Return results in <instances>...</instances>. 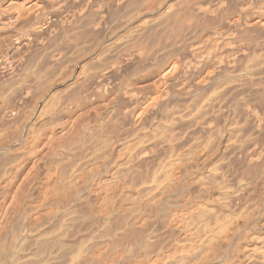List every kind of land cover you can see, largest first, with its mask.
Listing matches in <instances>:
<instances>
[{"label": "bare ground", "instance_id": "obj_1", "mask_svg": "<svg viewBox=\"0 0 264 264\" xmlns=\"http://www.w3.org/2000/svg\"><path fill=\"white\" fill-rule=\"evenodd\" d=\"M255 1L256 0H6L5 5L0 7V32L1 34L4 32L6 34L9 33L10 39L7 38V35V44L6 41H4L5 44L2 42L6 48L4 51L1 50L3 53H0V71L2 73L0 76L4 77V79L11 78L12 76L19 77V83L18 80L14 82H17L18 88L12 92L13 94L10 95L11 98L9 97L10 101L11 99L13 100L10 102H13V106L8 104L9 101L6 105L4 104L5 106L8 105L7 107H12L14 111L12 108L10 109L13 113H18L19 111L16 112V110L22 109L23 104L25 106L30 91L34 89L33 86L30 90L32 87L30 82L33 84V81L38 79L36 82L39 83V78H42V74L45 70L47 72H52L55 64H58L57 61L66 60L71 54L73 56H69L68 59H73L75 55L76 57L79 56L78 61L81 60L80 66L82 69H80L82 71H79L81 74L79 77L78 75L76 76L77 78L75 81L68 80L69 83H66H68L69 86H66H68L69 89L72 87V91L73 86H76V88H74L75 91L81 88L82 92L83 90H89L92 91V93L101 94H96V96L103 97L104 94H109L111 97L114 96L112 100H117L116 102L119 106L125 109V120L127 123H124L127 124L125 126L131 127L133 136H137L135 132H138V130L146 133V131H143L145 130L144 127H147L145 125L149 124L147 122L151 118L154 117V119L157 120L155 116L157 111L166 114L169 111L174 112H172L173 116L171 113H168V115L171 116L169 121L166 119L163 121L166 122V127H164V129H170L166 131V133L169 134L172 130L169 135L164 134V129L162 132H159V135L157 134V131L162 126L160 120H163V117L161 116H164V114L161 113L163 115H161V119L159 118L158 120L161 126L157 125V130L156 127L155 130H151L153 134L155 131L156 133L154 135L157 134V136L153 138V134H151V137L147 136L148 140H144L146 138L145 134L142 140L140 135V140L134 142L135 140L133 139L134 143L132 142L131 145L130 143L127 144L126 141L124 142L127 144H125L126 152L123 151L125 159H122L124 162L121 160L123 163L121 162L120 164H123V166L129 170L135 168L138 163H140L139 165H143L142 162H150V159H152L159 150L164 149L165 155H167V152L170 153L172 151L165 157V160L162 158L164 161H162V159L160 160V162L162 161L161 164H159L158 160L160 158L157 157L158 155L154 157H157L156 160L154 159V162L159 164L157 167L153 165V169H150L152 168L153 162H150L151 164L145 163L147 166L145 164L142 166V168L147 167V170L151 171L148 176L144 175L147 177L145 178L146 180L144 179L143 183L139 181L141 186L140 188L138 186L139 189H136L143 191L144 196L140 199L144 200L145 198V201L151 206L154 212L152 221H149L150 219L148 220V216L143 217L145 213L140 212L137 206L138 209L133 208L131 204L130 208H127L129 206H125L126 209L122 206L123 210L120 207L119 209L121 210H116L115 207L112 206L114 201L112 199L113 196L116 198L121 197L118 195L123 193L122 190H125L124 188L127 186V183L124 184L126 185L124 188L123 185L122 188H119L120 184H116L119 178H116V180L115 177H113L114 174L116 176V173H113L116 169L114 168L115 170H112V168L117 162L113 164L110 159L112 157H105L106 160L102 158V161L105 160L102 164L100 159V165H96V167L94 165L95 168H93V164H98L99 160L96 159L100 157V154L97 155L96 153L95 155L92 150V159L94 156V158L98 156L96 159H93L96 163H91L92 165L89 163L93 169L91 170L89 168L88 170L92 172H86L83 169L87 174V176H85L86 174L84 175L83 171V174L80 172L81 169L80 171L77 170L73 172L75 175L72 174L77 179L76 182L78 184H75L79 185V187H74L75 185H73V183L75 181L74 179H70L73 180L71 185H73L75 190H72L73 187L71 188V185L67 184L71 189L68 188V191L66 190L67 193L64 191L65 195H63V193L62 197L59 195H57L59 197H55L54 195L51 197L50 195V197L48 196L42 199L45 200V203L42 201L44 204L40 202V204L43 205L41 206L43 209L45 208L44 206H46V208L49 209H47L48 212H51H49V214L46 212L45 215L48 214L49 216L52 214L53 217L57 218L58 222H56L57 225L54 226V228L46 226L49 224L51 225V223L46 220L47 218L44 219L46 216L42 218L40 215L36 214L49 224H46V221L43 223L44 220L40 222L34 215L35 212L32 213L34 208L31 211L25 210L21 213L16 211L20 214L21 225L17 230L19 226H16V224L18 225L16 219L19 215H16L17 217H15L16 219L14 220L16 224H12L13 227L15 226L13 229H16V231H9V226V229H6L7 232L9 231L8 233H10L8 234L5 232V235H10L11 241L9 242H11V246L6 245V247L4 244L0 243V264H264V0ZM5 35H3V37ZM3 37H0V39ZM40 50H42L41 55L38 53ZM43 51L44 53L46 52L44 56ZM74 53L81 54L84 59L81 55L77 56V54L74 55ZM65 60H63L64 64H66ZM51 62H55V64L53 67H50L52 69L48 70L47 68L52 65ZM61 62H59V64ZM57 69L59 68L57 67ZM72 69H74V67ZM148 71H155L156 74H158V79L156 78L154 80L155 83L153 81V86H149L150 89L148 88L147 90L146 88L144 92L140 90L139 92L137 90L140 88H136V83L139 80L136 83L135 81L140 74L142 76V74L145 73V76H147ZM53 72L56 71L53 70ZM48 74L49 72L43 79L51 76L50 74V76H48ZM54 75L56 76L57 74L55 73ZM12 78L9 80L12 81ZM43 79H41V81ZM57 82L60 83V80ZM48 84L49 81L46 83V86ZM76 84H78V86ZM10 86L12 85L10 84ZM79 86L80 88H78ZM245 87L248 89L250 88V90ZM245 89L248 90L247 93L251 90L253 93L251 96L250 92V98L243 99L240 110H243V112L245 110L246 114L247 112L250 114L251 119L247 118L245 113H242L244 114V118L249 119H246V123L248 124L247 127L249 125L253 127L254 131L256 130L258 132V136L261 135L262 138L257 137L261 139V141L257 138H249L252 133L250 136L248 135L249 137L247 136L249 132L254 131H249L245 135L241 134L246 131V124L243 127L241 126V130L245 128L241 133V130L236 128L238 127L236 124V119L238 118L236 117L242 116L241 112V116L238 115L239 113L237 114L238 108L241 106V103L240 105L237 103H239L240 100L235 104L236 107L238 106L237 111H235L236 113L234 112L237 115H233L230 111L233 115L232 118L236 116L234 118V124L232 121L234 127L230 124L232 128L227 131L226 125V133L225 130H222L225 134L228 132V134L225 135V141L228 143L226 144L224 142L225 150H221V152L225 151L224 154L226 157H230V161L228 160L230 163L232 161L231 157L234 159V157L238 155V151L246 153L245 155L247 158L242 163L240 168L241 171L239 166L237 168L239 169L238 171L242 173L239 177L236 176L238 175L236 170L235 173L237 174L231 173V175H229L228 170L231 165L229 162L228 168V163H225V165H227L226 169L228 170L224 171V163L222 160L225 157H222L223 154L219 156L223 159L220 158V160L217 157L219 159V161L216 159L218 161L217 163H215L216 160L213 161V159H211L214 164L210 163L211 166H208L211 160L208 158L207 154H209V152L206 153V150L210 151L209 147L212 145L211 143H214L211 137H215V135H209L210 138L208 137V139H212L209 141L207 139V129H209L210 126L216 127V125H212V123L217 116L220 117V119L223 117V120L226 118V115L228 117L229 113L224 115L223 111L226 113V109H228L227 106L230 107V103L233 105L232 101L238 98L240 92L246 95L247 90L245 91ZM242 91L245 92L243 93ZM82 92L80 91V93ZM55 93L57 94L58 92ZM65 93H68L67 90ZM74 93L79 92L73 91L71 93L74 95L73 98L75 97V100H77V94L75 95ZM66 94L64 95L66 96ZM71 94L67 95L72 96ZM242 94H240V96H242ZM50 95L54 96L55 94L51 93ZM58 95L60 96L59 93ZM106 95H104L105 99H107ZM245 95H243V97ZM80 96L81 94L79 97ZM91 96H94V94ZM46 97L49 98H44L43 101H41L43 110L40 108L41 111H44L43 113L45 115L55 108L52 109V100L54 104L56 101L52 99L54 97ZM82 97L83 94L81 99ZM183 97H190L192 100L191 103L195 104L193 101H196V105L193 106L190 103L192 108L182 109L179 100ZM50 98L52 99L51 101H49ZM71 98L72 97L69 99L67 98L68 101L64 100L65 102L61 100L65 105ZM55 99L57 98L55 97ZM40 100H42V98ZM62 101H60L59 106L56 105L59 109H54H58V112L56 111L58 114H56L59 116V120H64L66 118L65 116H67V114L65 115L64 112L69 108L63 111L65 108L62 109ZM50 102L52 104L51 106ZM74 102L70 104V107ZM184 102L185 101H183V103ZM184 104L188 106V102ZM47 105H49L51 109ZM235 105L232 106L233 109ZM119 106L118 109H120ZM179 106L181 108H179L178 112L177 107ZM7 107H5V112L7 111ZM44 107H47V110L50 109L48 113L46 112L47 114L45 113L47 110ZM173 107H176V111L171 110ZM10 109H8V112L11 111ZM114 109L116 110L117 107ZM114 109H111L112 112ZM180 109L183 111L181 112ZM111 110H109V113ZM13 113L10 112L9 115L11 116ZM43 113L40 117L44 116ZM115 113L113 112V115ZM122 113H124V110L123 112L121 111V115H119L120 112L117 115L120 117ZM57 115H55V113L54 115L50 114L52 117ZM117 115H114L116 119L118 117ZM169 116L164 117L168 118ZM68 117H70V115H68ZM218 117L216 119H218ZM106 118H108V115L104 117V120H106ZM110 119H112V117ZM154 119L153 121H155ZM220 119L218 121L221 124L222 120L220 121ZM104 120L102 119L105 123ZM121 120H118L120 124L124 119L122 122ZM240 120H238L237 123H241L242 119ZM64 121H67V118ZM96 121L98 122L99 120ZM108 121L113 122V120ZM224 121L222 124H226L225 122L228 120ZM115 123L117 124V122ZM219 123L217 122V125H219ZM99 124L101 126V123ZM149 126L150 125H148L146 129L149 130L151 128H149ZM250 126L249 128H251ZM24 127H31L29 121L26 122ZM215 127L211 129H215L216 131L217 128ZM219 127H221V125H219ZM107 128L108 127H106V129ZM120 128L122 127L120 126ZM132 128H135V130ZM162 128L163 127H161L159 131H161ZM249 128L248 130L253 129ZM110 129L108 128L107 130ZM117 129L114 130L117 131ZM126 129L125 132H128ZM198 129L206 130V141L211 143L206 144L207 142L205 143L203 140V135L201 136L203 141H200L201 138L199 133L197 135L199 138L194 135V138L200 139H197L196 143L198 141L204 142L206 145H209L207 146L208 149L207 147H205L206 149L204 148L205 150H196L197 148H195L196 151L194 152V146L196 144L193 145L195 141H191L193 143V152L190 150L191 145L189 148L191 152H188V148H184L185 151L187 150L186 153L193 154L186 156L184 152V155H181L182 153L180 154V150L177 148L182 144L183 146L188 145L185 143L181 144V140L187 141L189 138L188 135H190H187V133L191 132L192 134L193 131L194 134L195 130ZM218 129L220 130V128ZM236 129L241 136L238 137L239 139L236 138L235 140L234 137H237L236 134H238L235 133L236 136L232 137L235 140L233 141L232 138L230 139V135H234ZM32 130H34V128ZM119 130L121 131V129ZM219 130L217 131L219 132ZM132 131L129 132V136L125 134L127 138H130V133H132ZM19 132L20 134L23 133L21 131ZM112 132L113 131H111V133ZM119 132L116 133L119 134ZM257 132L256 134L254 132V136H252L255 137ZM26 133L28 134L29 132L27 131ZM116 133L115 135H117ZM123 133L124 131L122 134ZM162 133L164 135H162ZM217 134L221 137L223 133L219 132ZM25 135H23V137H25ZM185 136L187 140H183L182 137L185 138ZM129 138L124 140H129ZM192 138L193 137H190V139ZM194 138L192 140H196ZM18 139L20 140V138ZM24 139V141H26V137ZM215 140L214 138V141ZM189 141L190 140H188V142ZM220 141L221 140H219V144L222 143ZM124 143L120 144L124 145ZM204 143H201L200 146L202 144L205 145ZM123 145H121L120 148ZM215 145L213 144L212 146L214 147ZM222 145L223 144H221V146ZM198 146L199 144L196 145V147ZM124 147H122L123 149L121 148V150H124ZM181 147L182 146H180V148ZM201 147L203 149L204 146ZM167 148H171V150ZM200 148L198 147V149ZM218 148L220 147L215 148L217 150H214L209 155H216V152H219ZM98 149H96V151H98ZM166 149L170 151L165 152ZM8 152L10 153V148ZM9 153L8 156L12 154ZM123 153L120 152V154ZM160 154L161 153H159V155ZM243 154H241L243 156L242 159H244ZM112 155L113 154H111V156ZM117 156H119V154ZM238 156H240V153ZM9 157L11 158L12 155ZM116 158L120 160L118 157ZM213 158L215 157L213 156ZM239 158H241V156ZM239 158H237V161L240 165L242 161L239 163ZM113 160L115 159L113 158ZM234 160L236 161V157ZM89 164L84 163L87 167L83 165V168H88ZM238 164L235 162L236 166ZM148 165H151V167L148 168ZM116 166L119 167V165ZM232 166V168L236 169L234 163ZM120 168L122 167L120 166L119 169ZM144 170H146V168ZM108 172H112L113 174L110 173L113 178L109 176L110 178L108 179H112L111 182L118 187H113L114 185L107 180L108 183L112 185V187L109 186L116 189H112V196L110 195L109 197L108 195L109 200L112 197V202L109 203L111 205L107 202L109 207L105 202V205L109 208L106 209L105 205V207L100 206L102 200L99 202V205L97 201L99 199L98 192H101L103 188L100 190L101 185L99 186L100 188L97 187L100 191H96V193L92 190L91 183H94L93 181L99 179L106 173V175H108ZM127 172L130 173V171ZM230 172H234V170ZM6 173L7 172H5V174ZM232 174L239 179L236 180L237 178H234ZM249 175H253V177L250 176V178H253L252 180L247 178ZM172 176L174 177L172 178ZM210 177H212V183L215 182H213V180H216L215 185L208 182ZM232 177L234 178L233 180ZM101 178L103 179V177ZM126 178H124V180H126ZM187 180L193 181L187 184L185 183ZM120 181L122 180L120 179ZM103 183L105 182L102 181V184ZM108 183H105L106 189L109 187H106ZM210 184L214 185L212 187L213 189L210 188L211 186L209 187ZM129 186L127 188H129ZM34 188L35 189L32 190L31 193L28 192V196L24 198H28L32 201L35 200L36 197L39 199L42 194L39 193L38 187ZM40 188L39 190L41 192ZM47 190L49 189L47 188ZM42 193L44 197V193H46V196L48 194L47 191ZM200 195H203V197L208 196L204 197L207 200L205 199V201L201 203L199 199V201L197 200L199 203L193 200L192 204L195 205L190 206L191 200ZM107 199L108 198L105 200L107 201ZM27 201L30 204L31 201ZM19 202L21 201L19 200ZM35 202L37 201L35 200ZM141 202L142 201H140V203ZM20 205L17 206L21 207ZM187 205L190 207H187ZM30 206L31 207L27 205L26 208L29 207L28 209H31L33 207L32 204ZM34 206H36V204ZM39 206L40 205H38L37 208ZM145 207L143 209L147 208ZM185 207L187 208L185 209ZM104 208L106 210H104L105 213L103 212ZM171 208H175V210L176 208L182 209L179 211L180 214L177 211L179 209H177V214L172 218ZM113 209H115V211ZM11 211L13 210L11 209ZM148 211L147 213L149 214L151 211ZM42 213L43 212H41V214ZM140 213L143 214L142 217H140L144 220H148L149 223H139L138 220H140V217L138 216ZM151 215L152 213L150 217H152ZM52 224L54 225L55 223L52 222ZM8 235L6 237L9 238ZM2 239H4V237ZM172 247L177 248V252L175 250L174 253L172 252L173 254L171 252L168 253V250Z\"/></svg>", "mask_w": 264, "mask_h": 264}, {"label": "rangeland", "instance_id": "obj_2", "mask_svg": "<svg viewBox=\"0 0 264 264\" xmlns=\"http://www.w3.org/2000/svg\"><path fill=\"white\" fill-rule=\"evenodd\" d=\"M254 1V0H253ZM258 1H260V0H258ZM0 2L1 3H3V4H1L0 3V7L2 6H4L5 5V2H6V0H0ZM255 2H257V0L255 1ZM51 16V15H50ZM48 17H49V15H48ZM6 33L4 32V33H2L1 34V32H0V37H3V35H5ZM9 34V33H8ZM8 34H6L2 39H0V51L2 50V51H4L5 50V46H4V44H5V42L4 41H6V44H7V40H6V36L8 35ZM2 35V36H1ZM10 35V34H9ZM8 35V37L7 38H9L10 39V36ZM2 42H4V44H2ZM7 46V45H6ZM3 48V49H2ZM0 52V53H3V52ZM38 53H40V55H41V53H42V50H40ZM44 54H46V52L44 53V51H43V56H44ZM75 54H77V53H74V55ZM72 55V54H71ZM71 55H69V56H71ZM78 55H81V54H77V56ZM2 56V55H1ZM69 56L67 57V59L66 60H68V61H66L65 59H63V60H65V63L66 64H64V61L63 60H59V61H57L58 62V64H57V66H56V64H55V62H51V64L52 65H50L49 66V68H47L48 70H50V69H52V68H50L51 66L53 67L54 66V64H55V67H54V71H56V72H53V70H52V72L51 71H48L49 72V74H50V72H51V76L48 74V76H50V77H48V78H44L43 79V77L45 76L46 77V75H47V71L45 70L44 71V75L42 74V78L41 79H43L42 81H41V79L39 78V83L38 82H36V81H38V79L37 80H35V81H33V84H32V82H30L31 84V88H30V90L33 88V86H34V89H32L31 91H30V95H29V97L27 98V101L25 102V106H24V104H23V108L22 109H20V110H16V112H18V113H16L15 114V112L13 113V108L12 107H7V106H5L6 104H7V102H8V104H10V106H13L12 105V103H10L11 101H13L12 99H11V101H10V95H12L13 93L12 92H14V90L15 89H17L18 88V84H17V82L16 83H14L16 80H18L19 79V77L17 78V77H15V76H12L11 78H12V81L11 80H9V79H11V78H5L4 79V77H2V76H0L1 78V80H0V158H1V162H0V243L1 244H4L5 246L6 245H9V246H11V242H9V241H11L10 239H11V237H10V235H8V234H10V233H8L9 231H16V229H13V228H15V226L13 227V225H15L16 224V221H18L17 223H18V225L16 224V226L18 227L17 228V230L20 228V225H21V219H20V214L19 213H21L22 211H25V210H27V211H31L33 208H34V211L32 212V213H34V215L37 217V219L41 222H43V220L44 219H46L49 223H51V225L46 221V220H44V222L43 223H45V221H46V224H49V225H46V226H48L49 228H54V226H56L57 225V223L56 222H58L57 221V218L56 217H53L52 216V214H50L49 216H48V214H49V212H48V208H46V206H44L45 208L43 209L41 206H43V205H41L40 204V202L41 203H43L42 201H44V203H45V200H42V199H45V198H47L48 196L50 197V195H51V197H52V195H54L55 197L57 196V195H59L60 197H62V193H63V195H65L64 194V191H65V193H67L66 192V190L68 191V188H70L68 185H71L72 184V182H73V180H70V179H74V183H73V185H75L74 187H76V186H78L79 187V185H76V184H78L76 181H77V179L75 178V174L73 173V172H76L77 170H81L80 172L82 173V171H83V169H84V171H90V170H88L89 168L92 170L93 168H95L96 167V165H100L99 163H100V159H101V161H102V158H104L105 160H106V158L105 157H107V158H109V157H112V158H110L111 160V162H113V164H115L116 162H117V164H115V166L112 168V170L115 168L116 169V171L115 172H113V173H116V176H115V174L113 175L112 174V172H108L109 174L111 173L112 175H113V177H115V179L117 178H119V180H118V182H116V184H120L119 185V188H122V185H123V188H124V186H126L124 189V191L122 190V194L121 195H118V196H121V197H114L113 196V203H112V206L113 207H115V209L117 210H121L123 207H125V206H129V207H127V208H130V204H131V206L133 207V208H135V209H138L139 208V210H140V212H144L145 213V215H143V214H139V216L138 217H142V215H143V217L145 216H148V220L149 221H152L153 220V214H154V212H153V210H152V208H151V206L149 205V203L148 202H146L145 201V198H144V200H142V199H140L142 196H144V193H143V191H139V190H137L136 188H138V186H139V188H140V184L141 183H143L144 181V179L145 178H147V177H145V176H148V174L150 173V171L149 170H147V167H144V168H142V166H144V164L146 163V164H149L150 162L152 163V168H150V169H153V165H155L156 167L159 165V164H161L162 163V161H164L165 160V157H167V155L168 154H170V153H166L167 155H165V153H164V149L163 150H159L158 151V153L157 154H155V156H157V157H159L158 159V161H159V164L158 163H155L154 162V159L156 160V158H152V159H150L149 161L150 162H145V163H143L142 162V164L143 165H139L140 163H138V165H136L135 166V168H133L132 170H129V169H126L124 166H123V164L121 165L120 163L123 161L124 162V160H122V159H125V154L123 153V151H125L126 150V146H125V144L127 143V144H129L130 143V145H131V143L134 141V142H137L136 140H140V137H142V140H143V138L146 136V138L144 139V140H148V137H151V134H153V130H155V127L157 126V125H160L161 127H163L162 129H161V131H159L160 130V128H159V130L157 131L158 133V135H159V132H162V130L164 129V127H166L165 126V124H166V122H163V121H165V119L166 120H168L169 121V118L171 119V116H169L168 115V113H171V115L173 116V113L172 112H174V111H169V112H167V114L166 113H164V112H160V111H157L156 112V119L157 120H155L154 119V115L152 116L153 118H151L147 123H149V124H146L145 126H147L146 128H148V125H150L149 126V130L148 129H146L145 127H144V129L145 130H143V131H146V133L145 132H140L139 130H138V132H135L134 134L135 135H137V136H133V131L131 130V127L130 126H125V125H127V124H125V123H127V121L125 120L126 119V115H125V109L123 108V107H120L119 106V104L116 102L117 100H112L113 98H114V96H112L111 97V95H109V94H107V95H109V96H107L106 94H104V95H106V98L107 99H105V97H104V95H103V97L102 96H96V94L97 93H92V91H89V90H83V92L85 91L87 94H89V95H87L85 92L83 93L82 92V90H81V88H80V86L78 87V88H80V89H76V91L77 92H79V93H74L75 95L77 94V96H76V99L77 100H75V97L73 98V96L74 95H72L71 93L74 91V92H76L75 90H74V88H76V86L74 87L73 86V91H72V87H70V89H69V85H68V83H69V81H71V80H73V81H75V79L77 78L76 76L78 75V77H79V75L81 74V73H79V71L81 72L82 70V68H81V58L79 59L80 61H78V57H76V55L73 57V59L71 58V59H68L69 58ZM73 56V55H72ZM71 56V57H72ZM82 56V55H81ZM84 56H87V55H84ZM83 57V56H82ZM40 59V58H39ZM38 59V60H39ZM83 59H84V57H83ZM76 60V61H75ZM74 61V62H73ZM59 62H61L60 64H59ZM72 62V63H71ZM63 63V64H62ZM71 64V65H69V64ZM79 63V64H78ZM68 64V65H67ZM58 65H60V66H58ZM57 67L59 68V69H57ZM74 67V69H72V68ZM81 68V69H80ZM72 70V71H71ZM0 73H1V71H0ZM46 73V74H45ZM53 73V74H52ZM57 74L56 76L54 75V74ZM77 73H79V74H77ZM154 74V75H152V74ZM143 74H144V76H143ZM142 74V76H141V74L139 75V77H137V79H136V81H135V83H136V88L138 87V88H140V89H138L137 91H145V89L147 88V90H148V88H149V86L150 87H152L153 86V81L157 78L158 79V74H156V72L155 71H148L147 72V76H145L146 74L145 73H143ZM151 76H150V75ZM0 75H2V73L0 74ZM64 75V76H63ZM66 75V76H65ZM70 75V76H69ZM157 75V76H156ZM63 76V77H62ZM141 76V77H140ZM155 76V77H154ZM52 77V78H51ZM145 77V78H144ZM148 77H149V79H148ZM3 78V79H2ZM17 78V79H16ZM58 78V79H57ZM67 78V79H66ZM70 78V79H69ZM139 78H141V79H139ZM153 78V79H152ZM8 81H7V80ZM46 79H47V82L49 81V84L46 86ZM50 79V80H49ZM53 79V80H52ZM57 79V80H56ZM14 80V81H13ZM60 80V83L59 82H57V81H59ZM69 80V81H68ZM145 80V81H144ZM7 81V82H6ZM54 81V82H53ZM62 81V82H61ZM65 81V82H64ZM157 81V80H156ZM4 84H3V83ZM6 82V83H5ZM37 84H36V83ZM56 82V83H55ZM66 82H68V83H66ZM140 82V83H139ZM18 83H19V80H18ZM44 85H43V84ZM53 83V84H52ZM154 83H155V81H154ZM9 84V85H8ZM10 84L12 85V86H10ZM17 84V85H16ZM35 84V85H34ZM51 84V85H50ZM78 84H80V83H78ZM78 84H76L77 86H78ZM144 84V85H143ZM146 84H148V85H146ZM14 85V86H13ZM16 85V86H15ZM40 85H43V86H40ZM64 85V86H63ZM66 85H68V86H66ZM139 85V86H138ZM146 85V86H145ZM152 85V86H151ZM36 86V87H35ZM37 86H39V87H37ZM9 87V88H8ZM41 87H42V89H41ZM43 87H44V89H43ZM45 87H47V88H45ZM52 87V88H51ZM63 87V88H62ZM66 87V88H65ZM142 87V88H141ZM38 88V89H37ZM50 88V89H49ZM69 89V91H68V89ZM245 88H247V87H245ZM37 89V90H36ZM42 91H41V90ZM48 89V90H47ZM144 89V90H143ZM150 89V88H149ZM248 89V88H247ZM247 89H245V91L247 90ZM45 90V91H44ZM54 90V91H53ZM66 90H67V94H71L72 96H68L65 92H66ZM79 90V91H78ZM244 90V89H243ZM248 90H250V88L248 89ZM248 90L246 91V95H247V97H246V95L245 94H242L241 92H240V94H242V96H240V94L238 95V98H235L236 100H233L232 101V103H233V105L230 103V107L229 106H227L228 107V109H226V108H224V109H226V113H225V111H223L222 113L225 115V114H230V116H229V114H228V117H227V115H226V118L224 119L225 121H227V122H225L224 120H223V117L220 119V117H218V119H214L215 121H216V124H215V121L212 123V125L214 124V125H216V127L215 126H212L213 128L215 127V128H217L216 129V131L217 130H219L218 128H220V130H219V132L221 133H223L222 135H221V137H220V135L219 134H217V133H219L218 131L216 132L215 131V129L214 130H212L211 128V126H210V128L209 129H207L208 131V133L206 132V130H201V129H198V130H195V132H194V134H193V131H192V134H191V132L190 133H187V135L188 134H190V135H193V136H190V135H188V140H190L189 142H188V140H187V135L186 134H184V135H186L185 136V138L184 137H182L183 138V140H187V141H182L181 140V144L182 143H185V144H188V145H184L183 146V144L182 145H180V146H182L181 148H180V146L177 148L178 150H180V154L181 155H184L183 153L185 152V155L187 156H189V155H191V154H193V153H191V154H188V153H186L187 152V150L185 151V148L187 149L188 148V152H193V146H192V142L191 141H195L194 142V144L193 145H197V144H199V148L201 147V146H204L203 147V149H202V147L200 148V149H198V147H196V145L194 146V152L196 151V150H205L206 148L205 147H207V146H209V145H206V144H210V143H208L206 140L208 139V137L210 138V136L211 135H215V137L214 136H212L211 138L213 139H208L209 141H211L212 140V142H214V143H211L212 145L214 144H216L214 147L211 145L210 147H209V149H210V151H208V150H206L205 152L206 153H208L209 152V154L211 153V152H213L214 150H217V149H215V148H217V147H220V148H218V150H219V152L217 151H215L216 153H213V154H216V155H212L211 154V156H212V158H211V156L209 155V154H207L208 155V158L211 160V159H213V161H215L216 159L219 161V159L221 158V159H223L222 157H225L226 158V160H225V158L222 160V162L224 163V167H223V169H224V171H227L228 169H226V166L227 165H225V163L227 164L229 161H230V157H226L225 156V151L224 152H221V150L223 149V150H225L224 148H225V144H224V142L227 144L228 142L227 141H225L226 140V138H225V135H227L228 134V132H227V134H225L226 133V130H225V128H226V125H227V131H228V129H230V128H232V127H234V125H232V121H233V124H234V118L236 117V116H234L233 118H232V116L233 115H237L238 113V115H240V112H241V117H236V118H238V119H236L237 120V122H238V120H240V119H242V122H243V124H242V122L241 123H237L236 121V124L238 125V127H236V124H235V127L238 129L239 128V130H241L242 128H241V126L243 127L245 124V128L247 127V123H246V119L247 118H249V119H251L250 117V114L247 112V114H246V112H245V110H244V112H243V110L241 111L240 109V107H242V102H243V99L244 98H250L251 96H252V90L251 91H249V93H247L248 92ZM33 91V92H32ZM71 91V92H70ZM80 91L82 92V93H80ZM139 91V92H140ZM244 91V92H245ZM4 92V93H3ZM36 92V93H35ZM47 92V93H46ZM54 93L55 95L54 96H52V95H50L51 93ZM55 92H58L59 94H60V96L58 95V93L56 94ZM89 92V93H88ZM143 92H141V93H143ZM243 92V91H242ZM243 92V93H244ZM250 92H251V94H250ZM37 94V95H35V94ZM39 93H41V94H39ZM49 93V94H48ZM39 94V95H38ZM43 94V95H42ZM44 94H47V95H44ZM64 94H66V96L64 95ZM81 94V96H82V94H83V97H82V99H81V96L79 97V95ZM92 94H94V96H91ZM249 94L251 95L250 97H249ZM9 95V96H8ZM43 97H42V96ZM57 95H58V97H57ZM85 95H86V97H85ZM97 95H101V94H97ZM243 95H245L244 97H243ZM40 98H39V97ZM46 96H50L51 98L52 97H54V98H52V99H54V101H55V104H54V102H53V100L50 98V100L49 101H51L52 100V103H53V106H52V109L54 108V109H56V108H58L57 106H59L60 105V101H68V99L70 98V97H72L71 98V100L69 101V102H66L65 103V105L63 104L64 102L62 101L61 103H62V105L63 106H65V107H63L62 106V109H64L63 111H65L68 107L70 108H68V110H66V112H64L65 113V115L67 114V116H65L66 118H67V121H64L63 119H60V120H62V121H60L59 120V116L57 115L58 113V109L57 110H51L50 111V109H51V102H50V106L49 105H47V106H49L50 107V109H48L47 110V107L45 108L47 111H45V113L47 112H49L47 115H45L43 112L44 111H41V109L40 108H42L43 106H42V104H41V101H43V99L44 98H47ZM63 96V97H62ZM7 97H8V99H7ZM10 97V98H9ZM55 97L57 98V99H55ZM60 97H62V98H60ZM66 97V98H65ZM96 97V98H95ZM98 97V98H97ZM99 97H102V98H99ZM242 97V98H241ZM6 98V99H5ZM42 98V100H40ZM49 98V97H48ZM47 98V99H48ZM68 98V99H67ZM85 98V99H84ZM87 98V99H86ZM105 100H104V99ZM108 98H109V100H108ZM190 97H188V98H181L179 101L182 103H180L179 102V104H180V106L182 107V109L184 108V110L185 109H190V107L192 108V106L190 105V103L192 102V100H191V98L189 99ZM240 98V99H239ZM62 99V100H61ZM90 99V100H89ZM97 101H95V100ZM102 99V100H101ZM189 99V100H188ZM74 100H75V102H74ZM241 100V101H240ZM38 101V102H37ZM48 101V100H47ZM49 101H48V104H49ZM183 101H185V102H188V106L186 105V104H184L183 103ZM235 101V102H234ZM240 101V102H239ZM5 102V103H4ZM28 102V103H27ZM58 102V103H57ZM74 102V104L73 105H71V107H70V104H72ZM80 102H81V104H80ZM116 102V103H115ZM193 102H195V104L193 103H191L193 106L194 105H196V101H193ZM237 102H239V103H237ZM39 103V104H38ZM239 104L240 105V103H241V106H239V108H238V112H237V114H235L236 112L235 111H237V107H236V105L235 104ZM5 104V105H4ZM101 104V105H100ZM112 106H111V105ZM114 104V105H113ZM55 105V106H54ZM57 105V106H56ZM67 105V106H66ZM184 105V106H183ZM235 105V107H234V109H233V107L232 106H234ZM73 106V107H72ZM105 106V107H104ZM118 106H119V108L121 109H118ZM177 107L178 108V112H179V108H181V107ZM185 106H186V108H185ZM4 107V108H3ZM5 107H7L8 109H10V108H12V110L10 111V112H12L13 114H11V116L9 115L10 114V112H8L9 110L6 108V112H5ZM48 107V108H49ZM117 107V109L115 110L114 108H116ZM60 108H61V106H60ZM176 107H173L171 110H175L176 111V109H175ZM44 109V110H45ZM73 109V110H72ZM105 109V110H104ZM111 109H114V113L118 110H120L119 112H120V114H119V112L117 113H115L114 115L116 116L117 114H119V115H121V111L123 112V110H124V113H122V116H120L119 117V115H117L118 117H117V119L114 117V115H113V112H112V110ZM182 109H180V111L182 112L183 110ZM223 109V110H224ZM233 109V110H232ZM33 110V111H32ZM42 110H43V108H42ZM76 110V111H75ZM109 110H111L110 111V113H109ZM2 111H3V113H2ZM55 111V112H54ZM57 111V112H56ZM75 111V112H74ZM81 111V112H80ZM228 111V112H227ZM233 113V115L231 114V112ZM8 112V113H7ZM98 112V113H97ZM100 112V113H99ZM109 114H108V113ZM159 112V113H158ZM235 112V113H234ZM44 114V116L43 117H40V116H42L41 114ZM54 113H55V115H57V116H54V117H52V116H50V114H52V115H54ZM57 113V114H56ZM98 115H97V114ZM107 114L108 115V118H106V120H104V117H107V115H105V114ZM161 113H163L164 114V116H169L168 118H165L164 116H161V115H163V114H161ZM242 113H245V115L247 116V118H244V114H242ZM38 114V115H37ZM78 114V115H77ZM101 116H100V115ZM111 114V115H110ZM223 114H220L221 116L223 115ZM6 115H8V116H6ZM30 115V116H29ZM68 115H70V117H68ZM113 115V116H112ZM125 115V116H124ZM223 115V116H224ZM97 116V117H96ZM98 116H99V118H98ZM104 116V117H103ZM112 117V119H110L111 117ZM158 116V117H157ZM163 117V120L161 119V117ZM37 117V118H36ZM40 117V118H39ZM46 117V118H45ZM74 117V118H73ZM96 117V118H95ZM103 117V118H102ZM243 117V118H242ZM29 118V119H28ZM43 118V119H42ZM56 118H58V119H56ZM98 118V119H97ZM120 118V119H119ZM121 118H122V120H121ZM159 118L162 120V122H161V120H160V124L158 123L159 121ZM231 118H232V120H231ZM36 119H38V120H36ZM52 119H54V120H52ZM102 119L105 121V123L102 121ZM123 119H124V121H123ZM153 119L155 120V121H153ZM220 119V121L222 120V122H221V124L219 123V120ZM227 119V120H226ZM245 119V120H244ZM249 119H247V120H249ZM70 120V121H69ZM74 120V121H73ZM96 120H99L98 122L99 123H101V126H100V124L96 121ZM108 120H113V122L112 121H108ZM114 120H115V122H117V124L114 122ZM121 120V124L119 123V121ZM29 121V124L31 125V127L30 128H26V127H24L25 126V124H26V122H28ZM33 121V122H32ZM72 121V122H71ZM102 121V122H101ZM157 121V122H156ZM223 121L226 123V124H222L223 123ZM241 121V120H240ZM95 122H97L98 124H99V126H98V124L97 123H95ZM111 122V123H110ZM125 122V123H124ZM154 122V123H153ZM217 122L219 123V125H221V127H219V125H217ZM228 122H230V123H228ZM248 122V121H247ZM62 123V124H61ZM150 123H152V124H150ZM158 123V124H157ZM228 123V124H227ZM250 123H251V120H250ZM249 123V124H250ZM104 126H103V125ZM164 124V125H163ZM230 124L232 125V127L230 126ZM241 124V125H240ZM55 125V126H54ZM59 125V126H58ZM111 125H112V127H111ZM224 125V126H223ZM230 127H229V126ZM240 125V126H239ZM252 125V124H251ZM21 126H23V127H21ZM57 126V127H56ZM120 126L122 127V128H120ZM124 126V127H123ZM250 126V125H249ZM249 126L246 128V131H244L243 132V130L245 129V128H243V130H241L240 131V133L241 132H243V133H241V134H246V133H248L249 131H254V128L253 127H251V128H253L252 130H248V128H249ZM62 127V128H61ZM103 127V128H102ZM106 127H108L109 129H110V127H111V129H113V130H111V131H113L112 133H114V131L117 129V128H119V129H121V131L123 132L124 131V135L125 134H128L127 136H129V132H131L132 131V133H130V138H129V140H124V139H128L127 138V136L125 137L123 134H122V132L119 130V129H117V131H115V133L117 132H119V134H117V135H115V133L114 134H112L111 133V131L110 130H107L106 129ZM115 127H117V128H115ZM154 127V128H153ZM159 127V126H158ZM34 128V130H32ZM127 128V129H126ZM223 128V129H222ZM241 128V129H240ZM251 128H249V129H251ZM115 129V130H114ZM122 129H124V130H122ZM125 129L128 131V132H125ZM129 129H130V131H129ZM133 130H135V128H132ZM166 129V128H165ZM164 129V134H166V135H169L170 134V132L172 131H170L169 132V134H167L166 133V131H169L170 129H166L165 130ZM237 129H236V131L234 132V135H230L231 137H230V139L232 138V137H234V136H236L237 135V137H234L235 138V140H236V138L237 139H239L238 137H240L241 136V134L240 133H238V131H237ZM25 132H24V131ZM119 130V131H118ZM152 130V131H151ZM156 130H157V127H156ZM210 130V131H209ZM225 130V133L223 132V131ZM19 131H21V132H23V133H21L20 134V132ZM29 132L28 134L26 133V132ZM103 131V132H102ZM137 131V130H136ZM149 131V132H148ZM18 132V133H17ZM106 134H105V133ZM205 132L208 134H205ZM209 132H210V134H209ZM213 132V133H212ZM255 132V134H256V130L254 131ZM254 132H249L248 134H247V136L249 135L250 136V134H251V136L253 135V133ZM55 133V134H54ZM156 132L154 131V134H155ZM195 133H197V134H195ZM198 133L200 134V138H201V136L203 135L204 137H205V139H204V137H203V140L205 141V143L204 142H200V141H203L202 140V138H201V140L200 139H198L199 137L197 136L198 135ZM235 133H238V134H236L235 135ZM18 134H20V135H18ZM26 134V135H25ZM109 134V135H108ZM111 134V135H110ZM121 134H122V136H123V138H122V136H121ZM131 134H132V136H131ZM146 134V135H145ZM150 134V135H149ZM153 134V138L155 137V136H157V134L156 135H154ZM161 134V133H160ZM163 133H162V135H164ZM182 134V135H183ZM240 134V135H239ZM260 134V133H259ZM23 135H25V137H26V141H24L25 139V137H23ZM28 135V136H27ZM120 135V136H119ZM141 135V136H140ZM143 135H145L144 137H143ZM181 135V134H180ZM181 135V136H182ZM183 135V136H184ZM196 137H198V138H194L195 136ZM206 135H207V139H206ZM210 135V136H209ZM219 135V136H218ZM19 136V137H18ZM114 136V137H113ZM140 136V137H139ZM148 136V137H147ZM180 136V137H181ZM248 136V137H249ZM249 137V138H257V137H261V135L260 136H258V132H257V135H255V137ZM111 137V138H110ZM139 137V138H138ZM190 137H193L194 139H196V140H192V139H190ZM217 140H215L214 141V138ZM222 138V139H220V138ZM18 138H20V140L18 139ZM49 138V139H48ZM116 138H121V139H116ZM136 138H138V139H136ZM153 138H150V139H153ZM259 138H257L258 140H260L261 141V139H259ZM262 138V137H261ZM134 139V140H133ZM149 139V140H150ZM197 139L198 140H200V141H198L197 143H196V141H197ZM224 139V140H223ZM233 139V138H232ZM219 140H221L220 142H222L221 144H223L224 145V147H223V145L221 146V144H219ZM234 139H233V141H235ZM24 141V142H23ZM126 141V143H124ZM130 141V142H129ZM232 141V140H231ZM7 142V143H6ZM11 142V143H10ZM133 142V143H134ZM191 142V143H190ZM120 143H124V145L123 144H120ZM201 143H204L205 145H201L200 146V144ZM5 144H7V145H5ZM12 144V145H11ZM126 144V145H127ZM103 145V146H102ZM117 145H119V146H117ZM121 145H123L122 147H124L125 149L124 150H121V148H120V146ZM133 145V144H132ZM190 145H191V148H190ZM50 148H49V147ZM96 146V147H95ZM129 146V145H128ZM186 146H188V147H186ZM12 147H13V149H12ZM93 149H92V148ZM98 147H99V149H98ZM107 147V148H106ZM118 147V148H117ZM185 147V148H184ZM214 149H213V148ZM9 148H10V153H12L11 155H12V157L10 158L9 156H11V155H9L8 156V151H9ZM16 148V149H15ZM95 148V149H94ZM101 148V149H100ZM110 148H111V150H110ZM114 148V149H113ZM120 148V149H119ZM189 148H190V150H189ZM195 148H197L196 150H195ZM205 148V149H204ZM11 149H12V151H11ZM96 149H98V151H96ZM123 149V148H122ZM167 149H170L171 150V148H167ZM165 150V152L166 151H170V150ZM184 150V151H182V150ZM207 149H208V147H207ZM213 149V150H212ZM92 150H93V154H95L96 155V153H97V155H99L100 154V157H96V158H94L93 157V159H96V160H99L98 161V164L95 162V161H93V159H92ZM106 150H108V151H106ZM115 150H116V152H115ZM173 150H175V149H173ZM212 150V151H211ZM222 150V151H223ZM14 151V152H13ZM96 151V152H95ZM105 151V152H104ZM161 151H163V152H161ZM182 151V152H181ZM95 152V153H94ZM109 152H112V153H109ZM120 152L121 153H123V154H120ZM126 152V151H125ZM9 153V154H10ZM105 153H109L108 155L107 154H105V155H107V156H105L104 154ZM159 153H161L160 155H159ZM163 153V154H162ZM219 153V154H218ZM239 153H240V156H241V158H239L240 156H238L239 155ZM244 153V154H243ZM91 156H90V155ZM103 154V155H102ZM111 154H113L112 156H111ZM119 154V156H122V157H119V156H117ZM223 154V155H222ZM235 154H237V153H235ZM235 154H234V156H235ZM241 154H243L244 155V159H242L243 158V156L241 155ZM246 153L245 152H239L238 151V157L237 156H235L236 157V161L234 160L235 159V157H234V159H233V157H231L232 159V161H231V165H230V167H229V163H228V166H227V168L229 167L230 169L228 170L229 171V175H231V173H235V170H236V172L238 173V175H236V176H239L240 177V175H242V173L240 172L241 171V166H242V163L246 160V158H247V156L245 155ZM102 155V156H101ZM110 155V156H109ZM222 155V157H219V156H221ZM3 156H4V158H3ZM89 156V157H88ZM114 156V157H113ZM162 156V157H161ZM213 156L215 157V158H213ZM246 156V157H245ZM85 157H87V158H85ZM116 157H118L120 160H117V158ZM219 159H218V158ZM6 158V159H5ZM8 158V159H7ZM91 158V159H90ZM113 158L115 159V160H113ZM162 158H164V160L162 159ZM237 158H239L238 160H239V163L241 162V164L239 165L238 164V161H237ZM5 159V160H4ZM13 159V160H12ZM162 159V161L160 162V160ZM220 159V160H221ZM2 160H3V163H2ZM91 162H90V161ZM105 160H103L102 162H101V164L105 161ZM122 160V161H121ZM153 160V161H152ZM209 160V161H210ZM215 161V163H217L218 161ZM225 160V161H224ZM229 160V161H228ZM7 163H6V162ZM85 161V162H84ZM88 161V162H87ZM158 161H156V162H158ZM212 160L209 162V164H208V166H211V164L210 163H213L214 164V162H213ZM236 162V164H238L237 166L235 165V162ZM118 162H119V164H118ZM122 162V163H123ZM6 163V164H5ZM8 163H11V164H8ZM84 163L86 164V163H96V164H93V168L91 167V165L89 164V167L88 168H86L85 169V167H87L86 165H84ZM150 163V164H151ZM233 163H234V166L236 167V169L235 168H232L233 166ZM5 164V165H4ZM145 164V165H146ZM212 164V165H213ZM83 165L85 166L84 168H83ZM94 165H95V167H94ZM116 165H119V167L121 166L122 168H125V169H122V168H120L119 169V167L118 166H116ZM79 166V167H78ZM139 168H138V167ZM147 166V165H146ZM238 166H239V169H240V171H238L239 169H237L238 168ZM8 169H7V168ZM77 167V168H76ZM118 167V168H117ZM137 167V168H136ZM149 167H151V165H148V168ZM76 168V169H75ZM146 168V170H144ZM231 168H232V170H231ZM5 171H4V170ZM114 169V170H115ZM121 169H122V171H121ZM222 169V170H223ZM119 172H118V171ZM123 170H125V171H123ZM130 171V173L129 172H127V171ZM234 170V172H230V171H233ZM9 171V172H8ZM78 171V172H79ZM83 171V173H84V175L86 174V172H84ZM109 171H111V170H109ZM205 171V170H204ZM223 171V172H224ZM5 172H7L6 174H5ZM90 172H92V171H90ZM206 172V171H205ZM82 173V174H83ZM122 174V175H120V174ZM127 173V174H126ZM226 173V172H225ZM237 173H235V174H237ZM240 173V174H239ZM72 174H74V175H72ZM81 174V175H82ZM89 174V173H88ZM107 174V173H106ZM106 174H104L103 176H101V177H103V179L100 177L99 179H97V180H95V181H93L94 183H91V187H92V190H94L95 192L96 191H100L102 188V190H101V192H98L99 194H98V205H99V202H101V200H102V202H101V204H103V205H101L100 204V206H103V207H105L106 205H105V202H106V204H107V202H108V204L109 203H111L112 202V199L110 198V200H109V197H110V195L112 196L113 195V193H112V189L113 188H111L112 187V185H110V183L111 184H113L114 186L113 187H118L116 184H114L113 182H111V180L112 179H108V178H110L112 175L110 174H108V175H106ZM118 174V175H117ZM135 174V175H134ZM227 174H228V172H227ZM72 175V176H71ZM106 175V177L104 178V176ZM145 175V176H144ZM172 175V174H171ZM205 175H206V173H205ZM232 175H234V174H232ZM85 176H87V174L85 175ZM110 176V177H109ZM169 176V175H168ZM235 175H234V178H237L236 180H238L239 178L238 177H236ZM250 176L251 175H249V177H247V178H249V179H253V178H250ZM113 177H111V178H113ZM127 177V178H126ZM143 177V178H142ZM174 176H172V178H173ZM251 177H253V175L251 176ZM124 178H126V180H124ZM169 178H170V176H169ZM171 178V179H172ZM233 177H232V180L234 179ZM76 179V180H75ZM101 179V180H100ZM116 179V180H117ZM120 179L122 180V181H120ZM211 179H212V177H210V179H208L209 181V183L211 182ZM214 179V178H213ZM100 182H99V181ZM107 180H109V182L110 183H108V181ZM132 180V181H131ZM146 180V179H145ZM69 181H71V182H69ZM102 181L103 182H107L108 184H106V187L107 186H109L108 187V189H106L105 188V183H103L102 184ZM124 181V182H123ZM131 181V182H130ZM141 183H140V182ZM189 180H187V182H185V183H192L191 181H193V180H190L189 182H188ZM216 182V180H213V182ZM235 181V180H234ZM42 182H44V183H42ZM98 182H99V184H98ZM115 182V181H114ZM135 182V183H134ZM215 182L214 183H212L211 182V184H214L215 185ZM42 183V184H41ZM76 183V184H75ZM127 183V184H126ZM128 183H129V185H128ZM133 184V185H131V184ZM68 184V185H67ZM124 184H126V185H124ZM135 184H136V186H135ZM138 184V185H137ZM186 184V185H187ZM209 185V187L210 188H212L214 185ZM39 185V186H38ZM73 185H71V188L73 187ZM98 185V186H97ZM101 185V186H100ZM104 187H103V186ZM96 186V187H95ZM101 188H100V187ZM121 186V187H120ZM129 186V188H131V189H129V188H127ZM34 187H38V191H39V193H41L42 195H43V193L42 192H46L47 191V196H46V193H44L45 194V197H44V195L42 196V195H40L41 197V199L39 198V196H38V198L39 199H37V197H36V201L37 202H35V200H30V199H28V198H24V197H27L28 196V194L29 193H31L32 192V190H34L35 188ZM41 187V188H40ZM63 187V188H62ZM73 187V188H74ZM77 187V188H78ZM100 188V190L98 189V188ZM135 187V188H134ZM33 188V189H32ZM39 188L41 189V192H40V190H39ZM47 188L49 189V190H47ZM70 188V189H71ZM72 188V190H75V188L73 189ZM76 188V189H77ZM94 188V189H93ZM105 188V189H104ZM116 188H114V189H116ZM127 188V189H126ZM138 188V189H139ZM69 189V190H70ZM95 189H97V190H95ZM111 189V190H110ZM113 189V190H114ZM213 189V188H212ZM105 190V191H104ZM107 190V191H106ZM51 192V193H49V192ZM109 191V192H108ZM110 191H111V194H110ZM128 191V192H127ZM29 192V193H28ZM105 192V193H104ZM108 192V193H107ZM142 192V193H141ZM97 193V192H96ZM101 193H103V194H101ZM125 193V194H124ZM130 193V194H129ZM132 193V194H131ZM27 194V195H26ZM61 194V195H60ZM101 194V196L99 197V195ZM140 196H139V195ZM39 195V194H38ZM104 195V196H103ZM107 195V196H106ZM108 195H109V197H108ZM125 195V196H124ZM59 196H57V197H59ZM133 196V197H132ZM136 196V197H135ZM202 196V197H201ZM211 196V195H210ZM23 197V198H22ZM54 197V198H55ZM204 197H208V196H204ZM203 197V195H200V196H198L197 198H195V199H192L191 200V202H190V206L191 205H195V204H192V202H193V200L195 201V202H198L199 200V202L201 203L202 201L204 202L205 201V199L206 198H204ZM24 199V200H22V199ZM106 198H108L107 199V201L105 200ZM114 198H116V199H114ZM132 198H134V199H132ZM143 198V197H142ZM199 199V200H198ZM19 200L22 202H19ZM27 200H29V201H31V202H33V203H31L30 202V204H29V202L27 201ZM39 200V201H38ZM100 200V201H99ZM104 200V201H103ZM198 200V201H197ZM207 200V199H206ZM140 201H142L141 203H140ZM28 202V203H27ZM115 202V203H114ZM138 202V203H137ZM198 202V203H199ZM20 203H21V205H20ZM27 203V204H26ZM43 203V204H44ZM197 203V204H198ZM32 204V208L31 209H28L29 207H31L30 205ZM36 204V206H34V205ZM108 204H107V206H108ZM145 207H147L148 208V210L149 211H151L149 214L147 213V208L146 209H143L144 207L142 206V205ZM17 205H20L21 207H18ZM27 205H29V207L28 208H26V206ZM38 205H40L38 208H37V206ZM105 205V206H104ZM109 205H111V204H109ZM24 206V207H23ZM105 207L106 209L109 207ZM118 208H117V207ZM123 206V207H122ZM138 208H137V207ZM190 206H188L187 205V207H190ZM119 207L121 208V209H119ZM143 207V208H142ZM187 207H185V209L187 208ZM20 210H19V209ZM35 208H36V210H35ZM105 208L103 209V212L105 213ZM110 208H112V207H110ZM11 209L13 210V211H11ZM18 209V210H17ZM42 209H43V211H42ZM48 209V210H47ZM109 209V208H108ZM115 209H113L114 211H115ZM124 209H126V207L124 208ZM172 209V211H171V214H172V218H174L173 216H175L177 213H176V210L177 209H179V210H177L178 211V213H179V211L182 209V208H176V210H175V208H171ZM184 209V208H183ZM38 210H40L41 212H43L42 214H41V212L40 211H38ZM47 210V211H46ZM105 210V211H104ZM123 210V209H122ZM16 211H18V212H16ZM38 211V212H37ZM148 211V212H149ZM46 212L48 213L47 215H45L46 214ZM17 213V214H16ZM40 213V214H39ZM51 213V212H50ZM152 213V217H150V214ZM36 214H38V215H40L42 218H44L45 216V218L42 220V218L40 217V216H38V215H36ZM180 214V213H179ZM19 215V217L16 219L15 217H17V216ZM43 215V216H42ZM14 217V218H13ZM139 218L140 220H138L139 221V223H141V222H145V223H149V221L148 220H144L143 218ZM52 218V219H51ZM11 219V220H10ZM16 219V221L14 222V220ZM143 221H142V220ZM146 219V218H145ZM10 222H11V224H10ZM52 222L53 223H55L54 225L52 224ZM8 223H9V225H8ZM15 223V224H14ZM13 224V225H12ZM12 225V226H11ZM10 227V229H9V227ZM6 229H9V231L7 232V230ZM11 229H13V230H11ZM5 232H7L6 234L9 236V238L8 237H6L7 235H5ZM5 235V236H4ZM4 237V239H6V240H4V239H2ZM5 241H7V242H5ZM9 243V244H8ZM7 247V246H6ZM173 248L174 247H172V248H170L169 250H168V253L169 252H175V250L177 249V248H174V250H173ZM173 250V251H172ZM176 252H177V250H176ZM172 253V254H173Z\"/></svg>", "mask_w": 264, "mask_h": 264}]
</instances>
